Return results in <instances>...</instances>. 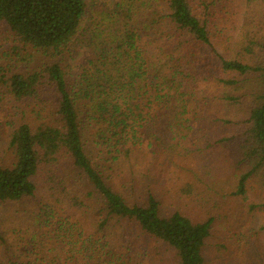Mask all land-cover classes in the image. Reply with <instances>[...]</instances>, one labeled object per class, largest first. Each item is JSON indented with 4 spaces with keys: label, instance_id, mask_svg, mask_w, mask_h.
I'll return each instance as SVG.
<instances>
[{
    "label": "trees",
    "instance_id": "obj_1",
    "mask_svg": "<svg viewBox=\"0 0 264 264\" xmlns=\"http://www.w3.org/2000/svg\"><path fill=\"white\" fill-rule=\"evenodd\" d=\"M89 1L0 0V204L40 207L30 237L0 230V264H207L219 215L165 211L152 168L228 150L235 186L211 206L264 212V0H118L97 18Z\"/></svg>",
    "mask_w": 264,
    "mask_h": 264
},
{
    "label": "rangeland",
    "instance_id": "obj_2",
    "mask_svg": "<svg viewBox=\"0 0 264 264\" xmlns=\"http://www.w3.org/2000/svg\"><path fill=\"white\" fill-rule=\"evenodd\" d=\"M117 1L90 0L93 10L90 17L97 18L99 11L111 9ZM90 17L85 28L91 26ZM5 36V29L0 27V53L9 49L12 43L11 40H3ZM89 56L88 49H81L73 65L82 64ZM11 133L12 127L6 124L5 110L0 108V167L11 166L14 162L13 153L9 149ZM214 142L215 139H211V143ZM156 159L159 160L152 168L149 186L159 194L165 211L180 209L192 219L200 221H205L210 215H219L206 248L207 264H264V233H259L260 227L264 226V212L250 215L245 204L235 199L222 207L221 215L211 206L220 197L229 199L235 186L232 169L234 162L230 151L213 147L208 151L200 149L194 153L191 148L187 155L178 154L174 164H170L165 156L160 155ZM156 159L140 158L137 166L140 169L143 162L152 166ZM186 187L192 188V194L184 192ZM251 198L257 201L262 199L256 192L251 194ZM39 212L37 201L14 205L0 204V230L11 241L14 238L18 241L19 238L30 237L38 230L36 217ZM145 245L149 249L153 247ZM176 260L172 253H168L160 259L153 255V259H148L145 264H177Z\"/></svg>",
    "mask_w": 264,
    "mask_h": 264
}]
</instances>
